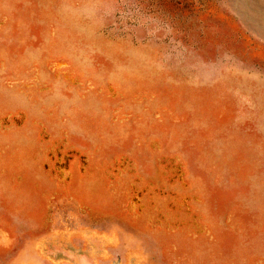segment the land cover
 Wrapping results in <instances>:
<instances>
[{
	"label": "rangeland",
	"instance_id": "374dc122",
	"mask_svg": "<svg viewBox=\"0 0 264 264\" xmlns=\"http://www.w3.org/2000/svg\"><path fill=\"white\" fill-rule=\"evenodd\" d=\"M0 264H264V0H0Z\"/></svg>",
	"mask_w": 264,
	"mask_h": 264
}]
</instances>
